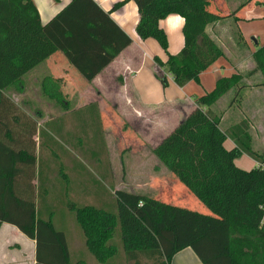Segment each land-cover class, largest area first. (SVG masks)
<instances>
[{
    "label": "trees",
    "instance_id": "1",
    "mask_svg": "<svg viewBox=\"0 0 264 264\" xmlns=\"http://www.w3.org/2000/svg\"><path fill=\"white\" fill-rule=\"evenodd\" d=\"M128 1L136 4L140 16L138 37L155 40L167 53V62L155 59L165 71L157 76L163 88L168 87V74L180 88L192 81L199 83L200 75L223 56L206 36V28L228 19L240 20L237 13L211 11L210 0H127L115 9ZM170 15L185 20V44L175 56L168 53L167 35L160 27ZM237 42H243L240 34ZM131 44V38L93 0H72L46 25L31 0H0V223L16 227L36 242L37 264H70V254L65 233L54 226L52 218L40 216V198L31 185L38 159L25 136L33 135L35 125L19 122L30 119L5 92L23 93V78L57 52L86 83H92ZM252 57L255 68L249 75L259 73L264 86V45ZM242 80L237 74L218 79L212 92L196 100L198 108L189 118L152 150L209 213L166 202L169 193L160 199L116 191L117 213L93 205L68 206L87 250L99 264H109L117 255L118 247L112 243L117 228L131 264H171L187 248L203 264H264V154L253 149L245 120L222 131L220 117L210 110L231 90L234 103L245 86ZM40 90L49 101L70 108L51 77L42 79ZM227 139L235 144L231 151L224 147ZM243 155L257 163L249 172L234 165ZM20 178L26 179V185L20 184Z\"/></svg>",
    "mask_w": 264,
    "mask_h": 264
},
{
    "label": "crops",
    "instance_id": "2",
    "mask_svg": "<svg viewBox=\"0 0 264 264\" xmlns=\"http://www.w3.org/2000/svg\"><path fill=\"white\" fill-rule=\"evenodd\" d=\"M31 1L35 5L40 15L42 24L46 25L51 22V20H53L60 12H62L71 3L72 0ZM93 1L103 11L110 14L111 19L116 23V25L128 37L131 38L132 44L128 48H126L103 72L97 75L92 83H86V81H84L78 71L66 60L63 54L57 52L46 62L39 65L23 78L24 92L20 94L21 96H25V94H27L29 89H31L33 86L37 85V88L40 89L42 79L49 76L54 82L59 84L70 107H73V102H76L75 105L79 108L86 106L90 107V105L94 103L102 107H107V101L105 102L103 99L105 98L103 92L104 94H106L107 92L114 95L111 102L113 103V106L115 108H136L140 109L141 112H155L156 109L164 111L170 109L169 111L171 112L172 109L175 108V110L172 112H174L176 116L179 117V114L182 113L186 118L198 108L196 100L199 97L214 90L218 79L229 78L235 74L238 75L241 72L239 71V69L243 66V64L242 62H240V60L243 59L242 57L245 55V53L242 54L241 49L246 50L253 44V46L255 45L254 50L249 51L252 52L251 54H253L256 49L260 47L258 41L254 38L253 42L251 43H238L237 38L232 39L231 37V40L229 41L223 36V31H226V27H230L231 30L233 26L238 27L237 23L244 24L245 21L249 20L248 13L253 9L254 6H256L255 4H247L246 6L241 8L244 5L242 4L239 8L235 7L234 10H232L231 5L229 4L231 3L230 0H210L209 8L211 11L219 14L237 13L236 16L240 18V20L236 21L234 19L221 21L206 28V36L212 39L218 46L224 48L222 49L224 56L218 59L208 70L200 75V85H197L192 81L189 82L186 86L180 88L175 84L173 77L168 74V87L163 88L157 76L160 74H164L165 71L158 66L155 59L158 58L165 63L167 62L168 56L167 53L162 50L158 42H156L155 40L148 39L143 41L138 37L136 28L139 23L140 16L136 4L133 1H128L119 8L115 9L116 5L127 0ZM260 7L264 8V5H261ZM184 24V18L178 15H170L160 22V27L167 35L168 53L170 55L175 56L179 54L184 47ZM222 40L228 41L229 48L222 46ZM236 63H239V69L237 68V66L236 68L232 67V64L235 65ZM41 75H44V77L41 78L40 81ZM247 76L248 74L243 77L242 83H244L243 85L245 86L239 92V96H237V99H235V105L233 104L232 106H230V108L227 107V110L225 112H221V114L218 116L221 119V125L224 123L225 118L228 115L232 113L238 114V120H232L228 128L239 124L243 120H249V132L252 138L253 146L255 145L257 139L262 140V137L264 135V127L262 126L264 125V116L262 114L264 108V86L261 84L253 86L252 84H250V82L247 83V79H249ZM256 76L261 77V75L257 73L251 76V78H254ZM72 93L74 94L72 95ZM231 94H233L234 99V90H231L222 98H220L215 104H220L226 98H228L227 100H230L232 96ZM13 100L14 99H12V101ZM13 102L17 104L15 101ZM140 110L134 111L140 113ZM204 110L206 109L204 108ZM210 110L212 111V109ZM102 113L104 114L105 112L103 111ZM30 118L34 122L38 121H35L36 119H33V117ZM60 118L64 117H54L47 122L51 123L52 121L56 119L58 120ZM220 129L224 131L223 128L220 127ZM173 130L174 127L172 129H167L166 127V132L161 136L162 138L159 140V142L166 136H168L171 132H173ZM32 139L37 142L36 151L39 150L41 144L38 146L39 141L37 138V134ZM159 142H157L155 146ZM224 147L226 148V150L231 151L235 148V144L231 139H227L224 143ZM253 149L255 151H258L256 148H254V146ZM259 149L262 150V148ZM244 156L246 155H243L241 158L235 160L234 163L237 168L249 172L252 169L248 170L244 168L241 162V159ZM252 161L255 162L254 160ZM159 166V168L164 170L165 174H167H164L165 177H170V179H168V182H172L171 178L173 177L176 179V177L164 165L160 163ZM50 170L46 173V177L49 182H45L43 177H40L37 183L35 182V178L31 182V185L34 188L35 196L40 198V216L45 220L52 218L54 226L58 230H61L65 233L70 254V264H91L92 257L90 259L86 254H84V241L82 237L83 234L80 232V229L70 223L71 221L68 222L69 225L64 226V219L59 218L58 222L57 217L53 213H51V207L49 204H52V201H49V197L51 194V196H53L54 193H52L50 190L57 189L58 186L55 185V182L52 183L50 179L51 176H49ZM61 175L63 176L64 172L60 169V176ZM22 182H24L26 185V179L20 178V184ZM51 185H54V187H52ZM76 186L77 183L74 182L71 193H78V191L76 190ZM16 188L18 189L17 185ZM22 188L23 187L21 185V189ZM92 191V186H85L84 192L86 198H88L89 200L91 199V202L95 200V203H99L100 200L97 199L98 197L96 198V195L93 196ZM61 192L62 191H59L58 189V194ZM109 201L111 204V208L107 209V211L110 210L109 212L111 213H117V203L115 207V202H113L112 199ZM196 202L197 206L194 207V210L202 213H209V211L202 204H200L198 201ZM102 208L106 209L105 206H103ZM77 247H79L80 249L77 250ZM36 254L37 248L36 242L34 240L29 239L16 227L10 224L0 223V264H37ZM83 254L86 256L83 257ZM171 264L203 263L191 248H187L179 252L173 258Z\"/></svg>",
    "mask_w": 264,
    "mask_h": 264
},
{
    "label": "rangeland",
    "instance_id": "3",
    "mask_svg": "<svg viewBox=\"0 0 264 264\" xmlns=\"http://www.w3.org/2000/svg\"><path fill=\"white\" fill-rule=\"evenodd\" d=\"M252 1L253 5L258 1L264 2V0ZM230 2L232 10H234L235 7L239 8L242 4L249 2V0H230ZM255 5L248 13L249 20L245 21L244 24L237 23L238 27L233 26L231 30L230 27H226V31H223V36L227 40L230 41L231 37L232 39L237 38V34H240L243 42L251 43L254 38L258 41L260 47L264 45V8L258 4ZM227 40H222V46L229 48ZM254 46L252 44L246 50L241 49L242 54L245 53L242 57L243 59L240 60L243 64L241 68L239 63H236L237 65L232 64V67L236 68L237 66L238 69L240 68L239 71L241 72L239 74L242 79L248 74L247 83L250 82L253 86H257L262 84L263 79L259 76L251 78L249 75L255 68L252 52H249L254 50ZM218 48L220 51L224 49L221 46H218ZM43 77L44 75L40 76V81ZM195 83L200 85L201 81ZM5 93L8 97L14 99L13 101L18 104L15 105L25 114L26 118L30 119V121L20 119L19 122L24 124L31 122V125H35L33 135L25 136L29 141V148L31 150L35 149L38 159L34 169L35 182L37 183L40 177H43L45 182H49L46 173L51 169L49 172L50 179L52 183H56L55 185L58 188L50 190L55 196L53 195V198L52 194L50 195L49 201H52V204L49 205L51 213L57 217L58 222L59 218L64 219V226L69 225L68 222L71 221L70 223L80 229L74 214L68 209L70 204H74L76 207L93 205L107 210L111 208L109 200L112 199L114 202L116 191L147 195L160 199H164L169 193V196L166 197L167 199L165 198L166 202L183 206L184 208L195 209V198L191 194L186 193L182 185L174 177L171 178L172 182H168L170 177H165L167 174L159 168L160 162L152 151L155 144L159 142L162 138L161 136L166 132V127L167 129L174 127L173 131H175L189 116L185 118L182 113L179 114V117L176 116L172 112L175 108L171 112L169 111L170 109L166 111L156 109L155 112H141L140 109L136 108H115L111 102L114 95L107 92L106 94L103 92V95H105L103 99L105 102L107 101V107L94 103L90 107L79 108L75 105L76 102H73V107L69 106L70 108L68 109H63L45 98L40 89L37 88V85L29 89L25 96H21L14 89H9ZM231 95L230 100L226 98L220 104H215L211 108L214 115L218 116L221 112H225L227 107L230 108L233 104L235 105V103H232L233 94ZM102 110L105 112L104 114ZM134 110H140V113ZM262 114L264 116V108ZM237 115L236 113L228 115L220 127L226 130L232 120H238ZM29 116L38 121L34 122ZM58 116L64 118L56 119L51 123L47 122ZM246 122L250 131V122L249 120ZM262 126L264 127V125ZM34 133L35 135L37 134L38 146L41 144L40 149L38 147L39 150L37 151V142L32 139L35 136ZM262 138V140L257 139L253 146L264 154V135ZM259 148H262V150ZM241 162L244 168L248 170L256 166V163L247 156H244ZM60 169L67 176L66 179L62 175L60 176ZM74 182L77 183L76 190L79 194L71 193ZM86 185L92 186V194L93 196L96 195V198L98 197L99 203H95V198L93 202L90 201L91 199L86 198L84 192ZM51 186L54 187V185ZM58 189L62 191L59 194ZM103 206L106 209L102 208ZM80 232L82 233L81 229ZM82 237L84 254L90 259L92 257L91 264H99L87 250L85 238L83 235ZM112 243L118 247V253L109 264H131L125 255V247L122 243L119 228L115 231ZM76 249L79 250L80 248L77 247ZM84 254L82 255L83 257L86 256ZM144 264L153 263L144 261Z\"/></svg>",
    "mask_w": 264,
    "mask_h": 264
},
{
    "label": "built area",
    "instance_id": "4",
    "mask_svg": "<svg viewBox=\"0 0 264 264\" xmlns=\"http://www.w3.org/2000/svg\"><path fill=\"white\" fill-rule=\"evenodd\" d=\"M261 209L263 211V218H262V221H261V225L264 226V205L261 206Z\"/></svg>",
    "mask_w": 264,
    "mask_h": 264
}]
</instances>
